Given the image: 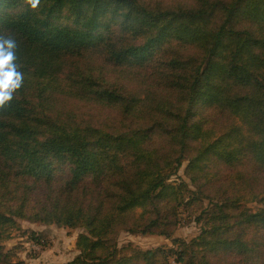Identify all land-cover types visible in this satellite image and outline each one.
I'll return each mask as SVG.
<instances>
[{
	"label": "trees",
	"instance_id": "16d2710c",
	"mask_svg": "<svg viewBox=\"0 0 264 264\" xmlns=\"http://www.w3.org/2000/svg\"><path fill=\"white\" fill-rule=\"evenodd\" d=\"M0 34V264L23 222L81 229L67 264H264V0H0Z\"/></svg>",
	"mask_w": 264,
	"mask_h": 264
},
{
	"label": "rangeland",
	"instance_id": "374dc122",
	"mask_svg": "<svg viewBox=\"0 0 264 264\" xmlns=\"http://www.w3.org/2000/svg\"><path fill=\"white\" fill-rule=\"evenodd\" d=\"M185 164L186 162L182 163V167L178 172V176L184 181L183 168ZM256 207V205L250 206L252 209ZM178 229L176 234L185 240H189L199 233L200 226L191 219ZM32 231L39 236L43 234L46 235L45 241L48 250H41L37 253L29 251L30 243L27 242L24 234L27 235ZM23 232L13 234L11 239L3 245V249L6 251L17 247L16 254L19 260L23 261L24 264H67V262L77 255L75 240L77 235L81 232V229L60 228L23 222ZM166 242L167 241L163 237L158 235H130L124 232H121L117 239L118 247H126L129 251L134 249L140 251L152 250L158 245L165 244Z\"/></svg>",
	"mask_w": 264,
	"mask_h": 264
},
{
	"label": "clouds",
	"instance_id": "9594fccd",
	"mask_svg": "<svg viewBox=\"0 0 264 264\" xmlns=\"http://www.w3.org/2000/svg\"><path fill=\"white\" fill-rule=\"evenodd\" d=\"M32 8H36L39 0H28ZM17 40L13 34H0V108L14 99L24 81V74L17 63Z\"/></svg>",
	"mask_w": 264,
	"mask_h": 264
},
{
	"label": "built area",
	"instance_id": "2783aa9c",
	"mask_svg": "<svg viewBox=\"0 0 264 264\" xmlns=\"http://www.w3.org/2000/svg\"><path fill=\"white\" fill-rule=\"evenodd\" d=\"M29 251L34 252V253H37V252L40 251V248H39V246L37 244H30Z\"/></svg>",
	"mask_w": 264,
	"mask_h": 264
}]
</instances>
